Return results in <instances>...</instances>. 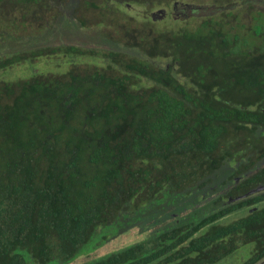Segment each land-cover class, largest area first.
Instances as JSON below:
<instances>
[{
	"label": "trees",
	"instance_id": "1",
	"mask_svg": "<svg viewBox=\"0 0 264 264\" xmlns=\"http://www.w3.org/2000/svg\"><path fill=\"white\" fill-rule=\"evenodd\" d=\"M172 1L102 3L153 12ZM0 8L4 71L83 55L42 42L52 29L86 28L84 10L99 5ZM29 16L50 34L30 36ZM142 22L96 31L112 48L101 70L0 78V264H70L136 227L142 240L82 264H217L249 244L242 264L264 259V46L240 48L219 18L192 29Z\"/></svg>",
	"mask_w": 264,
	"mask_h": 264
},
{
	"label": "rangeland",
	"instance_id": "2",
	"mask_svg": "<svg viewBox=\"0 0 264 264\" xmlns=\"http://www.w3.org/2000/svg\"><path fill=\"white\" fill-rule=\"evenodd\" d=\"M185 1L189 5L202 6L201 10L197 11V14L191 13V11H182L178 9L174 12L177 18H173L174 13L171 11V6H159L154 9L153 12H149L148 9L144 7L130 3L126 7L127 3L119 4V6L111 5V7H106L102 3V0H95L99 5L97 10L85 9L83 12L84 20L87 25L86 28L76 29L74 27L59 29H52L50 33L48 28L44 23H42L43 18H38L37 16H32L26 19V26L31 25L30 36L38 34L46 36L45 34H50L45 37L42 42L43 47H60V46H75L84 51L81 56L71 55L65 57L63 55L57 54L50 58H40L34 62H27L17 66H13L4 71H0V78H5L6 80H20L21 78H27L30 76L28 69L35 74H51V75H61L67 71L81 72L87 69H102L105 67L104 61L101 59V52L111 50L112 48L106 44H102L99 35L96 31L106 29L107 32L111 34H117L118 28L123 23L137 24L143 23V19L150 17L152 22L157 25L158 28L162 29H174L176 27L190 26L196 27L202 18H219V21L223 23L224 28L228 30L231 35L239 36L240 48L248 50L254 46H264V0H248V4L244 7L243 0H176ZM246 1V0H245ZM105 6V8H104ZM159 10H165L166 16L159 13ZM14 15L18 20H20V6L13 9ZM144 12L146 14H144ZM260 13L262 16H260ZM4 12L0 8V19L5 21L3 16ZM82 16V14H81ZM262 20L263 30L260 39H255L252 34L257 31V26L259 27V21ZM95 22H102L103 26L97 28V26L91 25ZM42 28V31H37L36 28ZM4 28L6 26L2 23L0 25V36L5 34ZM28 28V27H27ZM75 31V34L70 33V31ZM251 34V35H250ZM105 35V33H104ZM42 39V38H41ZM3 39L0 37V41ZM260 40V41H259ZM245 42V43H243ZM39 43V42H38ZM35 43V44H38ZM44 43V44H43ZM32 48H35L33 45ZM88 50V51H87ZM98 51L96 55H89V51ZM96 56V57H95ZM38 63V65H37ZM27 66V67H24ZM242 214H236L226 220L236 219ZM138 228H133L126 233L117 236L115 239L109 241L103 248L90 253L89 255L80 256L70 264H82L94 257L102 256L110 251H114L135 242H138L144 238L146 234H141ZM253 251V245H243L240 246L235 252L228 255L222 259L217 264H242L251 255ZM264 264V259L257 263Z\"/></svg>",
	"mask_w": 264,
	"mask_h": 264
},
{
	"label": "flooded vegetation",
	"instance_id": "3",
	"mask_svg": "<svg viewBox=\"0 0 264 264\" xmlns=\"http://www.w3.org/2000/svg\"><path fill=\"white\" fill-rule=\"evenodd\" d=\"M243 2H244L243 6L246 7L245 5L248 4V0H246V1L243 0ZM164 6H166V7H170L171 6L172 13L176 12L179 9L180 10V14H181L182 11H191V13L197 14V11L201 10V8H202V6H200V5L192 6V5H189L188 3H186L185 1H180L179 2V1H176V0H174V1L170 2V3L168 2V4L164 5ZM163 11H165V10H163ZM258 14H260V13H258ZM163 16H166V13L163 14ZM173 18L174 19L177 18L175 13L173 15Z\"/></svg>",
	"mask_w": 264,
	"mask_h": 264
},
{
	"label": "water",
	"instance_id": "4",
	"mask_svg": "<svg viewBox=\"0 0 264 264\" xmlns=\"http://www.w3.org/2000/svg\"><path fill=\"white\" fill-rule=\"evenodd\" d=\"M159 13H160L161 15L165 14V12H164L163 10H160Z\"/></svg>",
	"mask_w": 264,
	"mask_h": 264
}]
</instances>
